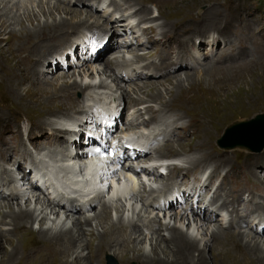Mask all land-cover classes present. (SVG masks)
Listing matches in <instances>:
<instances>
[{"label":"bare ground","instance_id":"obj_1","mask_svg":"<svg viewBox=\"0 0 264 264\" xmlns=\"http://www.w3.org/2000/svg\"><path fill=\"white\" fill-rule=\"evenodd\" d=\"M79 1L81 2V5L79 7L76 6L74 9H68L67 7L62 6L65 3H68L67 0H0V42L2 40L7 44L13 43L14 47L17 49L25 48L26 50H28V48L31 45L33 46L30 55L32 58L29 57L33 64H29L26 66L27 68V70H25L26 73H22V70L19 68L17 69L16 73L14 74V77L17 78L16 83L21 84L24 81H30V82L42 81L43 85H47L48 79L51 77V75L47 72V69H49L50 67L46 68V72L40 73L38 71H40V69L45 67V63L50 61L52 69L57 70V72L61 70L62 72H60L59 75L55 76V80L57 83L51 84L53 87L52 90L46 87H42V88L39 87L38 91L39 93H42L41 100H45V101L53 100L57 102L59 98L58 97H57L58 99L55 98L57 96L55 95L56 88L58 90L59 89L66 90L67 87L77 88V91H75L73 95H71V93L68 94V96H71L69 101L73 105L71 106V109L57 110L51 114L43 115L39 119H36L25 112H21L23 114L22 116L28 122V123L23 122V125H25L28 129L26 135V141L28 143H25L26 141L23 142L24 141L22 139L23 134L20 131V124L18 122H16L17 124L15 123L16 129L14 130L11 129V124L14 123L12 122V118H11L12 115L14 114L13 111H15L14 107L11 108L10 105L3 106L0 104V136L3 133V131L14 132L16 144H17L16 146H18V150L10 154L11 152L9 153L8 151L11 150L12 147L0 142V161L3 160L2 163L6 164L4 165V167L11 165L16 170H20L19 172H16L20 175V177L15 178L13 175H11L9 176L8 181L0 187L2 189H7L8 190L7 194L8 193L11 194L10 198H5L3 197V193L0 192V217H1L0 223L4 225H8V228L6 229L0 228V254H1L0 264H10V261L15 259L16 254L19 252H17V247L11 244H13V242L17 238L16 233L18 234V236H20L23 233H34L35 230H33L32 227V224L34 223H41L39 229L36 232L38 235H40L41 238H44V240L51 241V240L62 239V240H68L69 243L76 245V249L75 250L73 249L74 250L73 252L64 247L59 248V251L62 253V255L74 254L76 255L75 257L77 259L79 258L84 259V256L81 255V253L83 249H86V247L88 246L86 244V241L84 242L83 239L84 233L82 226L86 225L88 226V228L91 227V229L88 230H90L89 232L92 233L93 226L91 223V219L94 217L96 219V221H94L95 226L96 227L100 226L102 228L101 231L97 232L98 235H100L101 237V235H103L106 229L112 224V219L110 220L111 210L106 211L104 215L102 213L100 214L99 212L100 210L103 209V207L107 205L109 199L108 197L105 196V193L103 194L102 184H98L94 180V178L92 177V173L95 174L96 179L98 178L104 182L105 180L115 177L117 175V171L106 168L103 169L100 173H98L99 170H97V172L94 173L95 169L97 168L95 167L94 164H91L88 167L85 165H82V167L79 166H81L80 162L82 161L81 160L82 158H84L85 156H91L95 153L94 149L90 147L92 146L94 147V145L99 144V140H97V138H94L96 134L93 132V129L90 127L92 123L97 127L98 131L102 132L101 134H103L102 135L103 137L108 136L109 133L113 131V128L111 127H114V124L117 122L115 115H117V112L120 111L121 106L118 105L115 108H113L110 104H108L107 100L106 102L104 100L102 101V99H108V97L111 98V96L106 97V95L109 94L108 92L102 91V93H99L98 95L101 96V98L99 99H96V97H91V94H89L90 97L89 95H86V91H89L91 88H95L98 91H101V89L102 90L107 89L104 80L100 79L99 83L97 84L91 83L90 81L86 82L85 84H81L77 81V78L79 77L80 81L83 82L84 80L89 78V76L93 72L99 73V71L103 69H108L116 65H119L120 63L121 64L125 63L123 55L112 57L111 59L106 57V59H104L105 61L99 62V59L101 57L107 54L113 56V54L117 52L118 49H115V47L117 46L116 45L112 46L111 44H113V42L116 43L119 42V38H121L119 33L122 32H125V34L128 33L129 39L134 37L132 32L133 30L130 29L131 26L125 27L124 23H126V21L128 20L129 22L127 21V24H129L132 21V18L135 20L138 16L145 21V22L140 21L142 23H140L139 26L140 25L144 26L141 28L140 34L144 36L146 39L141 42L138 41L137 46L139 47L144 45L146 49H144L140 55L135 56V59L136 60L139 59V61H141L143 59H148V58H155V57L158 58V60L156 59L157 60L156 62L155 60L152 63L148 62V64H143V66L140 68L137 76L138 77L147 76L146 79L143 80L142 82L134 83L135 84L134 87H130V85H122L119 83L116 85V90H119L120 93L122 92L123 93L122 97L126 98V96L128 95L127 94L128 91L126 88H130V90H133L134 93L135 92L137 93L142 91L145 87H147L148 83L152 84L155 80H158V79L154 80L148 77L147 74L148 72H150V69L156 70L155 73L158 76L164 75L165 76L164 78L176 74L175 76L178 78H175L176 79L175 86H177L178 88L180 86H184L185 81L189 83L190 80L189 74L184 73L183 74L184 77L182 78L180 73L185 72L184 71L185 69H191L195 65H190L189 62L183 59V52L185 54L187 47L191 44H192L191 46L195 48L199 47V45H201V42L196 43L195 39L193 40V38H195L199 32L200 33L202 32L203 35L209 34L213 29H215L213 23L217 20L216 18L213 21L209 19L205 20L203 15L207 13L206 11L209 9V7L213 6V3L208 4L209 6H207V10H205L203 13L200 12L197 8L195 13L191 17L181 18L177 20L175 23L173 22L170 23L168 21H165L163 18H161L160 17L161 15L159 16L156 11H155L156 16L150 17V20H148L147 18L148 9H145L144 5L149 3V1L151 0H122L123 1L122 4L117 2L116 0H110L108 1V7L111 8L109 12V16L110 17L114 16L113 17L114 19L118 17L121 18L122 20L119 21L117 24L123 26H121L118 31H115L116 32L115 34L113 33L114 34L113 38L108 39L105 37L106 34L103 28H106L108 24L111 23V21L104 20V22L100 24L98 21L99 19L96 16H94L91 12L92 10L89 8V5L87 4L88 0H79ZM216 3L217 2H215V4ZM133 5H136L138 7L134 8L135 7L134 6L132 7L133 10L131 12L118 16L119 10H121L122 8L126 10V8ZM154 5H156V3H154ZM80 7H83L85 9ZM78 8H80L81 10ZM54 11H58V12L62 11L65 16L63 18L60 17L58 20H56L53 17ZM217 13H219L222 16L221 11L216 9L215 17H219ZM39 15L45 17V19L52 18V21L48 22L47 20H45L44 22H40V20L38 19ZM227 18L229 19V17ZM157 19H162L161 20L162 22L159 24H155V23L146 24L149 21L154 22ZM34 22L35 25H33ZM25 23H27V25ZM221 23H222L220 25L221 27L217 29V31H219V36L222 39L228 38L231 20L227 21V19H225ZM218 24L219 23H216V25ZM159 27H161L160 36L162 37L161 40L163 39V41L157 44L154 42L153 38ZM81 29L82 30L89 29L88 32H90L92 36L90 38L87 37L85 38L82 36L81 38H79V40L73 38L75 36H78L77 34L80 33L79 31H82ZM42 33H48V34L44 36L41 35ZM116 34H118V36ZM168 38L170 40H168ZM171 40L175 41V43L171 42ZM96 42L99 45L102 44L103 50L105 51L104 54L101 55L98 53L96 54L93 53V50L95 48L94 45ZM150 44H152V46H149ZM61 45H62L61 48L56 49V51L53 50L55 47L57 48L60 47ZM165 45L172 46L171 49L174 52H176L175 55L176 60L174 61L173 59L165 60L163 57L159 56L161 54V50ZM74 46L76 47L75 51L73 50ZM123 48H125V50L128 53V49L130 48V46L127 47V44H123V47H121V49ZM158 48L159 51H157ZM90 50L92 52H90ZM3 51L6 52V49H4ZM18 52H20V50ZM57 53H60L59 58L58 59L53 58L57 56ZM76 55H79V59H83V63L85 64L83 65L86 66V69H84L85 67H81L80 69L79 68L69 69L70 65L69 62L67 61L68 60L67 58H71ZM250 62L251 61L247 60L245 62H241V64L247 63L250 65ZM209 63L215 65V61ZM207 66H208L207 70L205 71L206 72L211 71L210 69L212 67L211 64H208ZM163 68H165V70L162 71L161 73L157 71V69L159 70ZM109 75L110 73L106 74L107 77H109ZM66 78H68V80H66ZM160 79H162V77H160ZM139 84L141 85L140 87L138 86L135 87L136 85ZM188 85L189 88H194L196 86L200 87L199 83L196 82H191ZM78 91L81 94L85 95L86 98H82L81 100H78V98H76L75 96ZM201 94L202 95L201 96L199 95L197 99L199 102L204 103V105L207 104L210 107L215 106L220 111H223L225 108H227L226 101H224L223 98L221 99L219 97H215V98L210 97L203 88ZM82 105H85V107L87 108L84 110ZM86 110H88L87 111L88 113L85 112ZM145 112L147 114L150 113L147 119H142L140 122L138 121L137 117L133 119V121L136 122V124H140L144 128L150 126L149 123L157 120L161 114L169 116L170 118V114L176 113L177 117L171 120L169 124L179 123L180 120L188 117L189 118L188 123H185L186 122L185 121V122H180L179 124L182 125L185 129L189 130L193 134V137H195L200 130V121L198 120V118L194 116L193 117L188 116L183 106L176 105L175 103H169L164 106H155V107L147 106L144 108V113ZM132 114L134 113L132 112ZM15 117L17 118V116ZM212 119L213 121L210 130L211 133L209 135V140L210 141L213 140L214 142V138L220 132L219 130L221 129L220 126L224 123V115L222 116L217 115ZM18 120L20 121L21 119ZM159 120L160 122L162 120L159 126L163 127L165 123H168V121H165L164 119H159ZM88 122H91V124H88ZM141 126L139 127V125H134V127H128V128L126 127L123 131L133 130V128L137 129L138 127L141 128ZM79 133H83L84 135L82 141H81V137L80 138L77 137ZM151 134H155V133H153L152 131ZM173 136L174 135L170 136V138L174 139ZM39 137H43V139L39 140L38 139ZM38 141H39V146L37 145ZM84 141H86V143H88L89 145H86V147L82 148ZM42 142L45 143L49 142L51 144H56L60 149L58 150L57 149L58 147L55 146L57 148L51 147V149L48 148L47 150H45L46 148L42 146ZM183 145L184 144L180 143L177 140L176 142L175 140L174 142H165L162 147L158 148L155 151V154L159 157H170V158L176 157L175 159H178L184 154L188 155L187 153L190 154L196 153L197 155L192 159V161L189 162V164L202 166V165H206L207 163L209 164L211 163L213 166L212 171L214 172H217L222 166L226 165L225 160H226L227 152H225V150H220L215 148V146L212 143L206 147H203L201 146V144L196 142L189 150H187V152L176 151L177 148H180ZM235 146L241 147V145H234L231 147H235ZM27 147L30 149L32 148V150L36 151L37 154L36 153L31 154L29 152H27L26 154L25 150L27 149ZM72 147L74 148V150L72 149ZM69 148L73 150L72 153L67 152ZM39 157L43 162L39 160ZM37 160H38L37 165H39V161L40 163H43L41 167L42 173L43 171H46L47 175L50 178L54 193V197L52 198L44 195L43 191H41L40 188L37 187V183L29 179L26 182L27 183L25 186L26 189L22 188L23 185L15 186V182L17 181L23 182L22 180H24V178L26 177L29 171L28 167H25V165L27 166L32 165L33 162H37ZM138 162L139 161H136V165L138 164ZM35 165L36 164H34L33 166ZM92 169L93 172L91 171ZM6 170L7 169H4L2 171V169H0V180H3V182L6 179L3 178L4 177L3 175H7ZM186 170L187 169L182 168L180 165L177 164H169L166 167V171H167L166 174L170 176V180H171L169 183L175 185L177 187L176 189H179V184L176 185V181H172L173 177L178 176V173H183V171ZM138 171L144 172L149 176H152L153 181L155 179L161 178L162 176V173L157 165L148 169L141 168ZM138 171H135L130 165L127 166L125 168L126 176L119 175V178H117L118 180H121V182L118 181L113 182L114 187L111 189L112 197H110V199L113 202L116 201V203L117 202L122 203V206H125L123 204L122 197L124 198L127 197L126 198L127 200L134 199L135 202L139 201L141 203L140 211L142 209L144 211H147L149 209L147 216L145 215L144 217V216L136 215L135 219L134 217H132L131 220L127 222H124V220H122L123 222L116 221L117 223L112 230L113 234L111 233L112 234L111 244L109 243V245L106 246H104L103 244L104 247L103 246L100 247L99 245V247L92 256V260H97L98 257L101 259L103 254L107 252L113 253L119 249L129 250L132 248V246L130 245H133L134 242L135 244H137L140 242V240H145L146 238L149 237L150 241L156 240L158 242V244L157 243L154 244L151 248L154 255L158 251L161 252L164 251L167 255L170 254L171 256L170 260L168 259V257H166V254H164L165 257L163 258L157 257L156 260L160 262L159 264H185L186 260H194L195 264H207L206 263L207 261L206 262L204 261V258L207 257L205 253L206 249H208V251L210 249L215 261L217 259L225 258L227 260H232V262H237L239 264H264V247L262 242L259 241V237H258V236H264V229H262L260 232H258V230H255L254 234L244 233L243 230L239 229L243 225L241 221L245 217L247 211L245 214H243L244 213L243 212L241 215L240 212H237V209H239V211L240 209H245L248 207V204L245 202H241L240 198L236 200L233 199L237 196L236 194H238L239 192L237 191L238 193L237 192L234 193V189H236L234 186H231L229 188L227 187V184L229 183L228 181L229 176L227 174L222 175L220 182L216 185L215 190L213 191L215 193L217 189L222 191L223 189L227 188L229 189L228 195L231 196V198L229 199L225 195L226 198L223 201V205L221 206L222 207L221 210H224L225 212L228 211L229 213L228 218L224 219L223 216L220 214L218 215L219 217L218 219L222 223L227 222V220H229L230 216L232 215V217L234 218L237 217L236 218L237 220L230 219L231 221L227 222L228 224L226 226L217 225L210 227L206 225L207 219L208 217H210L208 216V214H206V212L208 213L213 212V210L210 209V207L204 209L202 215H197L194 212L193 208L191 207L184 208L181 204H179L178 201L175 202L167 201V203L158 205L155 202H153V199H151L152 194L149 195L148 197H144V195L140 194L139 189L141 188L142 190H144L145 183L143 180H141L138 177ZM211 175H208L207 177L209 181L212 180L213 178V176ZM86 177L89 178L86 179ZM186 180L187 179L185 178L184 181ZM247 181H250V179H247ZM10 182H12L14 186L13 185L8 186ZM252 182L257 184V186H259V188H256L257 191L264 195V180L262 181V183L259 180H255ZM204 187L205 188L207 187L206 184L204 185ZM48 189L50 190L51 188ZM163 190L165 194H167V196L171 197V192H170L171 190H169V188L165 187L163 188ZM177 192L178 191H175L174 194H176ZM214 193L211 195L212 198L215 195ZM27 194H30L31 198L35 200L34 209L28 207L29 205L28 206L26 205V207L23 208L21 204H19L20 202L19 203L15 202L16 204V208H15L14 202H12L11 200H16L17 197H21L25 203L30 200ZM106 195L108 194L106 193ZM181 196L187 197L188 195H186L184 190H181ZM79 200L82 201L81 204H83V206L78 203ZM253 201L255 200L253 199ZM201 204L202 207L206 208L207 205L203 203ZM97 205H99L98 208L96 207ZM156 205L158 207H156ZM95 207L97 209H95ZM175 207H177V209H175ZM131 209L133 210V213H135L136 208L133 205L131 206ZM253 209H255L254 210L255 217L260 218L264 222V204H258V203L254 204ZM93 210L94 213L93 215H91L90 212ZM155 210H157V212L154 213ZM200 211H202V209ZM79 212H82L81 216L77 215V213ZM152 212L154 213V215H150V213L152 214ZM60 213H63V215L66 216L64 221H61L62 217H60ZM158 213L162 214V218H169V219L173 218L178 223L181 222L182 224H184L186 221L187 222L186 225H188L189 221H191V223L195 225L197 233L200 232L202 235H204V237L207 236L206 239L204 238L203 247L200 248V246L196 242L197 241L196 238L188 234L189 228H187V232H184L181 228L177 226L178 224L176 225V223L173 224H171L170 222L166 224L159 223L157 220L159 218ZM70 214H76L78 216L76 220L74 218L72 220V228L75 231V234L72 233V230L68 228L65 223V221L69 218L68 215ZM100 216H104L102 222H99L97 220L98 218H100ZM72 217L69 219H72ZM122 218H123V210H122V214L117 219L121 220ZM234 220L236 222H234ZM46 221H50L49 226H44ZM98 227L96 229H98ZM233 227H237L238 230L237 229L234 230ZM163 228L169 231L168 235H171L173 239L168 240L167 238L162 236L161 230ZM13 229H15L14 231L16 232L13 233ZM228 234L232 235L230 240ZM8 242H10L9 244L11 246V249L3 250L4 243H8ZM45 244L46 243H42L37 246L38 248L37 250H39L38 252L44 250L43 252L48 253V251H50L48 248V246L50 247V245L48 244L45 245ZM218 245L223 248L220 249ZM238 245L240 246L243 245V247L248 250L246 256L243 257L238 255V251H234L235 253L233 252L232 249ZM161 246L165 248L163 251L160 249ZM80 247H81L80 252H77V248ZM142 250H139L138 254H140L141 257L147 259L148 258L147 254ZM45 253H40L39 255L36 256L41 257ZM68 263L69 261L67 262V264Z\"/></svg>","mask_w":264,"mask_h":264},{"label":"rangeland","instance_id":"obj_2","mask_svg":"<svg viewBox=\"0 0 264 264\" xmlns=\"http://www.w3.org/2000/svg\"><path fill=\"white\" fill-rule=\"evenodd\" d=\"M101 1L106 2L108 0H100V2ZM116 1L121 3V4L123 3L122 0H116ZM67 2L68 3H65L62 6L67 7L68 9H74L76 6L79 7L81 5V2L79 0H67ZM92 2H95V0H88L87 4L89 5V8L92 10L91 11L92 14L99 19L98 20L99 23L100 24L103 23L104 20H106V21L110 20L111 21V19H109V18H112V16L111 17L108 16L109 17L108 18V17L102 15L103 11L101 12L98 9H96L94 7L95 3H92ZM98 2H99V0H98ZM215 2H217V3L215 4ZM91 3L94 5L93 6L94 9L91 7L92 5H90ZM154 3H156V5H154ZM210 3H213V6L209 7L210 10L209 9L207 10V6H209L208 4H210ZM66 4H68V5H66ZM147 4L144 5V8L148 9V14H147L148 20H150V17L156 16V12H157V14L159 16L161 15L160 17L163 18L165 21H168L170 23H172V22L175 23L177 20H179L181 18L191 17L195 13L197 8L202 13L205 10H207L206 12L208 14L207 13L203 14L205 20L209 19V20L213 21L215 18L217 19L213 23L214 24L213 26L215 27V29H213L209 34L203 35L202 32L201 33L199 32L198 35H196V37L193 38V40L195 39L196 43L201 42V45H199V47L195 48V47L191 46L192 45L191 44L187 47L185 54L183 52V59L185 61L189 62L191 65L195 64V66L192 67L191 69H185L184 70L185 72L180 73V74L183 78L184 77L183 74L188 73L190 76L189 83H191V82L199 83L200 87L196 86L194 88H189V85H188L189 83H187L185 81L184 86H180L178 88L177 86H175V81H176L175 78H178L175 76L176 74L164 78L165 77L164 75L158 76L155 73L156 70L150 69V72H148V74H147L148 77H150L151 79H154V80L155 79H158V80H155L152 84L148 83L147 87H145L142 91L137 92V93L136 92L134 93L133 90H130V88H126L128 91V93H127L128 95L126 96V98L125 97L123 98L122 97L123 93L122 92L120 93L119 90H116V85L118 83L122 84V85H130V87H134V85H135L134 83L142 82L143 80L146 79L147 76H141V77L137 76L131 80H129L130 78H126L127 81H124L123 78L121 79V78L112 76L113 74L115 75V72H116L117 67L119 65H116V66L108 68V69H103V70L99 71V73L93 72V73H91L89 78H87L83 82H81L80 78L78 77L77 81L81 84H85L88 81H90L91 83L97 84V83H99L100 79L104 80L105 85L107 86V89H105V90L101 89V91H98L95 88H91L89 91H86V95L91 94V97H96V99H99V98H101V96L98 95L99 93H102V91L108 92L111 95L107 94L106 97L111 96V98L108 97V99H102V101L104 100L106 102V100H107L108 104H110L113 108H115L116 106L119 105V106L126 109L127 106H129L131 104L130 106H131V108H133L132 109V112L134 113L133 115H136V116L140 115V117H142V115H143L144 117H142V119H147L150 115V113L149 114H147L146 112L144 113V108L147 106H154V107L155 106H164V105H167L169 103H175L176 105L183 106V108L186 110L188 116L197 117L198 120L200 121V130L195 137H193V134L189 130L185 129L182 125L179 124L180 122H185V121H186L185 123H188V120H189L188 117L180 120L179 123L169 124V122L171 120H173L177 117L176 113L170 114V118H169V116L161 114L157 120L149 123L150 126H148L147 128L146 127L145 128L141 127V128H144V130H146V131L151 130V131H148L151 133L153 131L152 129H156L157 127H160L159 124H161L162 120L160 122L159 119H164L165 121H168V123H165V125L163 126L162 129H164V130L167 129V131L171 130V134L174 135L173 136L174 139L171 138L172 141L168 140L167 142H174V140L176 142V140H177L180 143L184 144L180 148H177L176 151L187 152V150H189L196 142L201 144V146H203V147H206L212 143L215 146V148L220 149V150H225V152H227V156H226V160H225L226 165L222 166L218 170L219 172L218 171L217 172L212 171L213 166L211 163L210 164L207 163L206 165H202V166L192 165V164L190 165L189 162L192 161V159L197 154L196 153H194V154L193 153H191V154L187 153L188 155L184 154L181 157H179L178 159L174 160L175 164L180 165L182 168H185L187 170L183 171V173H178V176H175L173 178V180L176 181V183L179 184V186L183 187L184 182H185L184 176L186 174L191 176V178H190L191 180H192V178H197V176H199V175H201L202 178L205 179L208 175L212 174L211 176H213V179L211 181V184L209 185L210 191L207 193L208 196H211L214 186L220 182V179H221L223 174H227L229 176V179H228L229 183L227 184V187L229 188L231 186H234L236 188V189H234V193H236L237 191L239 192V193L237 192L238 193V194H236L237 196L233 199L236 200V199L240 198L241 202H245L248 204L247 208L240 209V211H239V209H237V212H240V214L242 215L243 212H244L243 214H245L246 211H247V213L251 212V210L254 211L255 210V209H253L254 204H257V203L258 204H264V195L257 191L256 188H259V186H257V184L252 182L255 180H259L262 183V181L264 180V145L260 149V151H253V150L249 149L248 147H244V146H241V147H239V146H235V147L228 146L229 142L234 141L233 143H235V140L249 136L251 134L252 130L255 131L254 130L255 127H250V128L248 127V128H246V130L241 129V130L235 132L234 134H231L228 138H225V130L233 124L251 120V119L255 118L258 114H264V0H228V1H226V0H195V1L194 0H177V1H175V0H154V1H152L151 0ZM139 6H141V5H139ZM132 7L137 8L138 6L133 5V6L126 8V10L123 9L121 6L122 9L119 10L118 16L131 12L133 10ZM80 8H83V7H80ZM80 8H78V9H80ZM83 9H85V8H83ZM216 9L221 11L222 16L219 13H217V15H219V17H215ZM85 12H87V11H85ZM109 12H110V8H109ZM107 15H108V13H107ZM64 16L65 15L63 14L62 11H59V12L54 11L53 17L56 20H58L60 17L63 18ZM227 17H229V19ZM38 19L40 20V22H44L45 20H47L48 22L52 21V18L45 19V17H43L41 15H39ZM112 19H114V18H112ZM136 19L139 21L145 22L139 16ZM225 19H227V21L231 20V23H230L228 38L222 39V38H220L219 31H217V29L219 27H221L220 26L222 24L221 22H223ZM121 20L122 19L118 17V18L114 19L113 21H111V23H109L106 28H103V30L106 34V36H105L106 38H108V39L113 38V36H114L113 33H115V31H117L115 29V27L118 25L117 23ZM161 20L162 19H157L154 22L149 21L146 24H154V23L159 24L162 22ZM216 23H219V24L216 25ZM25 24L27 25V23H25ZM33 25H35V22ZM161 27L158 28V30H157L156 34L154 35V38H153L154 42L157 44L159 42L163 41V39L161 40L162 37L160 36ZM132 28L133 27H131L130 29L132 30ZM88 30L89 29H87V30L83 29L82 31H79L80 33L77 34L78 36H75L73 38L78 39V40L82 36L85 38L86 37L90 38L92 35L90 34V32H88ZM132 32L134 34V31H132ZM47 34L48 33H42L41 35L46 36ZM119 34H121V33H119ZM168 40H170V39L168 38ZM3 42L4 41H2V40L0 42L1 43L0 44V104L3 106H9L10 105L11 108L14 107L15 111H13L14 114L11 117L12 122H14V123L11 124V129H13V130L16 129L15 123L18 122L20 124V131L23 134L22 139L24 141L23 140L22 141L25 142L28 129L25 125H23V122H25V123H28V122L22 116L23 114L21 112H25V113L31 115L32 117L39 119V118H41V116L46 115V114H51L57 110L71 109V106H73V105L69 101L71 96H68V94L71 93V95H73L74 92L77 91V88L76 87H72V88L67 87L66 90H61V89L58 90L56 88L55 89V92H56L55 95H57V96L55 98H57V97L59 98V99L57 98L58 100L56 99L57 102L53 101V100H47V101L41 100L42 93H39V91H38L39 87H41V88L46 87V88H49L52 90L53 87L51 84L57 83L55 80V76L59 75V73L62 71L59 70L57 72V70L52 69L51 62L49 61V62L45 63L44 68H42V69H40V71H38L40 73H43V72H46V68L50 67L49 69H47V72L51 75V77L48 79L47 85H43L42 81H37V82L36 81L35 82L34 81H31V82L30 81H24L21 84H17L16 83L17 78L14 77V74L16 73L17 69L19 68L22 70V73H26V71H25V70H27L26 66L29 64H33L29 58V57H31L30 55H31V50H32L33 46L31 45L28 48V50H26L25 48L17 49L14 47L13 43L7 44V43H5V42L3 43ZM171 42L175 43V41H173V40H171ZM117 44L118 43L113 42V44H111V45L117 46ZM94 46H95V48H94L95 52L93 50V53H95V54L98 53L101 55L104 54L105 51L103 50L102 44L99 45L96 42ZM149 46H152V44H150ZM61 47H62V45L60 47H57V48L55 47L53 50L56 51V49H59ZM171 47H172L171 45H165L163 47V49L161 50V54L159 56L163 57L165 60H168V59L169 60L173 59V61L176 60V57H175L176 52H174L171 49ZM147 48H148V45H147ZM4 49H6V52L3 51ZM75 49H76V47L74 46L73 50L75 51ZM115 49H116V47H115ZM19 50H20V52H18ZM100 50H102V51H100ZM135 51L128 49L127 54L130 57H133L135 54ZM157 51H159V48ZM90 52H92V51L90 50ZM141 53L136 54L135 56L140 55ZM59 54L60 53H57V56H55L53 58L58 59ZM116 56H119V54L118 55L113 54V56H110L109 54H107V55L101 57L99 59V62L105 61L104 59H106V57L111 59L112 57H116ZM12 58H13V60H12ZM67 59H68L67 61L69 62V65H70L69 69H75V68L80 69L81 67H85L84 69H86V66H84L85 64L83 63V59H79V55H76V56H73V57L67 58ZM156 59L158 60V58L155 57V58L143 59L141 61L143 62L142 64H148V62L152 63L154 60L156 62L157 61ZM247 60L251 61L250 65L247 63H246L247 65L241 64V62H245ZM213 61H215V65H213L212 63H209V62H213ZM87 64H89V63H87ZM208 64H211L212 67L210 66L211 67L210 69L212 72L211 71H208V72L205 71V70H207ZM164 70H165V68L159 69V70L157 69V71L159 73H161ZM108 73H110L109 77L106 76V74H108ZM153 76H154V78H153ZM160 77H162V79H160ZM66 80H68V78H66ZM145 84H147V83H145ZM12 85H14V86H12ZM137 86L140 87L141 85L139 84V85H136L135 87H137ZM11 87H13V88H11ZM202 88L207 92L208 96H210V97H213V98L219 97L221 99L223 98L224 101H226L227 108H225L223 111H220L215 106L210 107L207 104L204 105V103L199 102L197 97L199 95L200 96L202 95L201 94ZM95 90H97V91H95ZM91 91H92V93H91ZM75 96H76V98H78V100H81L82 98H86L85 95L81 94L79 91L76 93ZM89 97H90V95H89ZM82 106H83L84 110L87 108V107H85V105H82ZM121 109H120V112H121ZM87 111L88 110H86L85 112L88 113ZM119 114L120 113L117 112V115H115L117 122H118L117 118H118ZM217 115L218 116L224 115V123L222 124L224 126H222V125L220 126V128H221V129H219L220 132L214 138V142H213V140H211V141L209 140V135L211 133L210 130H211L212 121H213L212 118L216 117ZM15 116H17V118ZM18 119H21V120L19 121ZM88 124H91V122H88ZM114 126H115V124H114ZM140 126L141 125H139V127ZM90 127L93 129V132L98 133L97 127H95L93 125V123ZM139 127L137 129L136 128H134V129L140 130L141 128H139ZM256 129L259 130V128H257V127H256ZM153 133H156V132H153ZM83 136H84L83 133H79L77 135L78 138L81 137V141H82ZM0 138H1L0 142H2L5 145H9L12 147L11 150L8 151L9 153L11 152L10 154H12V152L18 150V146H16L17 144H16L14 132L3 131ZM99 138L103 139L102 136L101 137L99 136ZM38 139L42 140L43 137H39ZM223 139H224L225 143H219V141L223 140ZM37 145L39 146V141L37 142ZM86 145H89V144L86 143V141H84L82 148L86 147ZM42 146L46 148L45 150H47L48 148L51 149V147H55V146L58 147V145L51 144L49 142L48 143L42 142ZM57 147H55V148H57ZM27 149L29 150V153H31V154L36 153V151H33L28 147H27ZM57 149L59 150L60 148L58 147ZM72 149H74V148L72 147ZM72 149L69 148V150H67V152H71ZM44 152H46V151H44ZM2 162H3V160L0 161V169H2V171L4 169H7L6 170L7 175H3V176L9 177V176L13 175L17 178L18 173H16V172H19L20 170H15L9 164H8L9 166L4 167V165H6V164H4ZM10 164H11V162H10ZM2 167H4V168H2ZM17 169H18V167H17ZM164 176H161V178H159V179H155L153 182L150 181L149 184L145 183V189L142 190L140 188L139 193L144 195V197H148L149 195H151L152 190L150 189V185L156 186V185H160L161 183H165V181H167L169 179L164 178ZM27 177H28V174L24 178L23 182H19L21 186L23 185V187H22L23 189H26L25 186L27 184L26 182L28 181ZM29 177H30V174H29ZM247 179H250V181H247ZM207 181L208 180L205 179L204 181H200V182L198 181V183H196L197 180H192V182H194L196 184H202L204 182L206 183ZM179 189H180V187H179ZM179 189L174 190L172 188V191L174 192V191H177ZM239 189H241L242 191ZM169 190H171V188H169ZM7 191H8L7 189H2V188L0 189V192L3 193V197L10 198L11 196L9 195V193L7 194ZM228 192H229V189H227V188L223 189L222 191L217 189L214 193L215 195L213 196V198L211 197L212 199H209L210 202H208V204L210 206L211 205L212 206H218V209H219V206L223 205V201L225 200L226 197L229 199L231 198V196L228 195ZM178 194H179V192H178ZM27 195L29 196L30 200L25 202V203L21 197H17L16 200H11L12 202H14L15 208H16L15 202H17V203L20 202L19 204H21V206L23 208L26 207V205L27 206L29 205L28 207H30L31 209H34L35 200L31 198L30 194H27ZM225 195H226V197H225ZM171 196H172V193H171ZM253 196H254V198H253ZM126 198L122 197V201H123V204L125 206H122V203H120V202L116 203V201L113 202V201L109 200L107 205L105 207H103L102 210L99 211L100 214L102 213L104 215V213L106 211L111 210L110 220L112 219V224L106 229V231L103 233V235H101V237H103V238H101L100 235H98V233H97L98 231H101L102 228L100 226L99 227L97 226L98 229H96L97 227L95 226V222H94V221H96V219L94 217L91 219V223L93 226L92 227V233H90L89 232L90 230H88V229H91V227L88 228V226H86V225L82 226L83 233H84L83 239H84V242L86 241V244L88 245L86 247V249H83V251L81 253V255L84 256V259H81V258L77 259L75 257L76 255H74V254H70V255L69 254L68 255L63 254L62 255V253L59 251V248L64 247V248L71 250L73 252L76 249V245L69 243L68 240H62V239L51 240V241L44 240V238H41L40 235H38L36 232L39 229V226L41 225V223H34V224H32L33 230H35L34 233H23L20 236H18V234L16 233L17 238L15 239L13 244H11V245H15L17 247V252H19V253L16 254L15 259L10 261V264H35V263L36 264H67L68 261H69L68 264H94V263L95 264H101V261H102V264H122V263H124V264H159L160 262L157 261L156 259H157V257H160V258L165 257L164 254H166V253L163 251L165 248L161 246L160 249L164 253L161 251H158L154 255L151 248L154 244H156V243L158 244V242L156 240L150 241L149 237L146 238L145 240H140V242L137 244H135V242H134L133 245H130V246H132V248L129 250L119 249V250H117L118 252L117 251L113 252V253L107 252V253L103 254L101 259L98 257L97 260H92V256L95 253V251L97 250V248L99 247V245H100V247H102L103 244H104V246L109 245V243L111 244V242H112L111 236L113 234L112 230L115 227L117 222H121L122 220H124V222H127V221L131 220L132 217H134V219H135L136 215L137 216L138 215L144 216V217H145V215L147 216L149 209L147 211H144L143 209L140 211L141 203L139 201L135 202L134 199L127 200ZM151 199H153V202L156 203L155 197L152 198V196H151ZM253 199L255 201H253ZM169 200H170V198H169ZM1 201H3V200H1ZM110 201L113 203H111ZM132 205L136 208L135 213H133V210L131 209ZM96 207L98 208L99 205H97ZM96 207H95V209H97ZM190 207L193 208L192 203H190ZM175 209H177V207H175ZM193 209L195 211V208H193ZM196 209H198V208L196 207ZM122 210H123V218L121 220L117 219L122 214ZM120 212H121V214H120ZM155 212H157V210H155L154 213ZM219 212L220 211H213L212 213L206 212V214H208V216H210V217H208L207 222H206L207 226H210V227L217 226V225L218 226L219 225L226 226L228 224L227 222L231 221L230 219L237 220L236 219L237 217L234 218L231 215L230 219L227 220V222L222 223L218 219L219 218L218 215H220ZM81 213L82 212H79V213H77V215L81 216L82 215ZM93 213H94V210L90 212L91 215H93ZM154 213L152 212V214L150 213V215H154ZM195 213L198 215L197 210L195 211ZM160 214L161 213H158L159 218L157 219L159 223H162V224H166L168 222H170L171 224L176 223V225L178 224L177 226L179 228H181L184 232H187V228H189L188 234H190V236L196 238V240H197L196 242L200 246V248L203 247L204 238L206 239L207 236L204 237V235H202L200 232H198L199 233L198 234L197 230L195 228V225H193V223H191V221H189V224L186 225L187 224L186 221L184 224H182L181 222L178 223L173 218H171V219L162 218V216ZM77 215L76 214H70L68 216H69V218H71L73 216L72 219L68 218L65 221L66 226L72 230L73 234H75V231L72 228V220H73V218L76 220V218L78 217ZM60 217H62L61 221H64L66 216L63 215V213H60ZM103 217L104 216H100V218H98L97 220L99 222H102ZM81 220H83V219H81ZM118 220H120V221H118ZM235 220H234V222H236ZM241 223L243 225L239 229L243 230L244 233L254 234V231L258 229L256 226L250 227V223H252V221L250 219L248 221V219H245V217L243 218ZM49 225H50V221H46L44 226H49ZM102 226H104V225H102ZM0 228L6 229V228H8V225H4V224L0 223ZM233 229L236 230L237 227H233ZM14 230L15 229H13V233L16 232ZM258 232H260V231H258ZM168 233H169V231H167V229L163 228L161 230V234L163 237L167 238L168 240L173 239L171 237V235H168ZM228 235H229V240H230L232 235H230V234H228ZM258 237H259V241L262 242L263 247H264V236H258ZM229 240H228V242H229ZM45 241H47V242H45ZM150 242H151V244H150ZM9 243L10 242L4 243L3 250H10L11 249V246ZM42 243H46V244L50 245V247L47 245L49 250H50V251H48V253L43 252L44 250L38 252L39 250H37L38 249L37 246L39 244H42ZM71 246L74 248H72ZM219 248L221 249L223 247L219 246ZM80 249H81V247L77 248V252H80ZM139 250L144 251L147 254L148 258L145 259V258L141 257V255L138 254ZM232 250H233V252L238 251V255L243 256V257L246 256L247 252H248V250L246 248H244L243 245L242 246H240V245L235 246ZM40 253H45V254L41 257L36 256V255H39ZM205 253H206L208 258L207 257H206L207 259L204 258V261L205 262L207 261L206 262L207 264H222V263H224V264H239L237 262H232V260H227L225 258L217 259L215 261L210 249H209V251H208V249H206ZM47 254H48V256H47ZM0 256H1V254H0ZM30 256H32V257H30ZM20 257H22V258H20ZM64 257L66 260L64 259ZM166 257H168L169 260L171 259L170 254H168V255L166 254ZM61 258H63V259H61ZM75 259H77V260H75ZM185 264H195V263H194V260H186Z\"/></svg>","mask_w":264,"mask_h":264},{"label":"water","instance_id":"obj_3","mask_svg":"<svg viewBox=\"0 0 264 264\" xmlns=\"http://www.w3.org/2000/svg\"><path fill=\"white\" fill-rule=\"evenodd\" d=\"M264 114H258L255 118L240 122L231 125L225 130V138H228L231 134H234L235 132L243 129L246 130V128L255 127L251 134L249 136L243 137L241 139L235 140V143L229 142L228 146H234V145H241L248 147L249 149L253 151H260V149L264 145ZM259 128L258 129H256ZM252 129V128H251ZM261 129V130H260ZM219 143H225L224 139L220 140Z\"/></svg>","mask_w":264,"mask_h":264}]
</instances>
